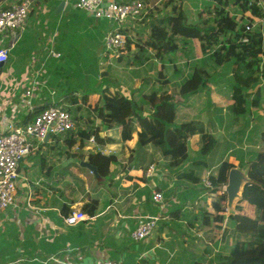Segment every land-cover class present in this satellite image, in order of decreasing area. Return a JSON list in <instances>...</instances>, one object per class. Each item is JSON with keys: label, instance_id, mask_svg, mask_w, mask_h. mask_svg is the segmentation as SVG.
<instances>
[{"label": "crops", "instance_id": "1", "mask_svg": "<svg viewBox=\"0 0 264 264\" xmlns=\"http://www.w3.org/2000/svg\"><path fill=\"white\" fill-rule=\"evenodd\" d=\"M21 1L0 0V10ZM75 1L32 0L25 29L8 32L3 39V46L10 48V57L0 66V133L10 124L32 121L49 105L67 107L77 129L43 142L36 141L35 148L21 161L15 203L0 210V264H94L99 259H111L118 264H212L209 251L203 257L193 252L197 251L193 240L204 242L206 249L213 244H223L228 249L221 238L224 227L211 223L214 216L209 212L212 197L204 179L216 175L220 163L230 161L228 153L234 150L231 142H235L237 135L232 134L224 141L218 138V132L229 127L232 131L235 125L233 116L228 123V113H225V104L229 112L230 101H219L216 96V105L210 111L218 118L217 127L213 126L214 117L210 123L202 120L216 145H228L212 166L207 160L215 147L201 155L200 149L205 143L202 135L189 138V158L174 168L160 148L152 144L139 146L136 134L125 143L117 127L101 129L97 111L92 107L98 102L102 104L104 86L114 88L108 78L100 82L99 72L102 58L111 55L105 53L104 38L116 25L76 8ZM62 2L65 5L57 12ZM127 24L122 27L123 32ZM51 50L60 57L53 56ZM166 69L167 65H160L158 71L163 73L162 81L156 79L170 85ZM144 78L142 89L145 88L146 94L158 91L153 82L146 87L149 80L147 76ZM36 80L42 83L41 88L28 99L25 91ZM73 100L75 103L71 102ZM221 106L223 109L219 110ZM84 110L93 115L84 116ZM200 114L206 115V112ZM80 128L100 129L99 135L104 139L100 142L92 133L84 141L81 156L74 155L81 146L80 140L71 148L68 145ZM190 148L198 151L195 157ZM96 152L117 157L106 176L99 172L101 178L82 164L90 162L88 155ZM195 160L204 163L198 165ZM152 165L154 170L148 172ZM154 191L163 192V204L153 200ZM78 210L88 218L68 225L65 218ZM207 214L210 215L209 223L206 222ZM151 216H160L151 238L133 239L132 231ZM224 216L226 225L227 208ZM181 247L184 254L179 255Z\"/></svg>", "mask_w": 264, "mask_h": 264}, {"label": "trees", "instance_id": "2", "mask_svg": "<svg viewBox=\"0 0 264 264\" xmlns=\"http://www.w3.org/2000/svg\"><path fill=\"white\" fill-rule=\"evenodd\" d=\"M133 1L122 0L123 3ZM174 1L142 0L146 11L132 20L147 22L149 33L143 38L138 31L134 37L130 36L133 33H129V28L124 31L128 35L126 51L132 50L134 46L143 53L154 49L156 57L160 58L181 48L184 50L192 39L200 42L205 57L184 79L178 96L167 92L159 94L153 90L139 100L134 94L128 96L121 89L113 91L107 86L102 89V104L98 102L94 108L91 105L89 107L97 111L101 129L117 127L120 139L125 143L136 134L139 146L152 144L160 148L165 158L169 159V165L177 168L189 158L190 137L202 135L205 143L200 149L201 155H206L216 146V140L206 131L205 123L195 117L205 108L215 107L216 96L230 101L229 112L236 121L249 114L252 108L264 110V13L258 0H206L208 4L197 14L199 23L195 24L188 22L183 4L174 5ZM124 53L120 56L121 60ZM138 57L136 54L134 59ZM143 57L145 60L150 59ZM168 62H173V59ZM211 63L215 64L214 67L222 66L223 70L211 71ZM162 76V71H159L157 78L162 81ZM145 86H150L149 82ZM71 102L75 103V100ZM146 109L148 115H145ZM218 109L223 108L221 106ZM257 119L264 124V111L257 115ZM260 127L256 130H259L264 146V127ZM99 130L80 128L76 136L71 133L70 148L78 140L81 141L74 155L81 156L79 153L82 152L84 141L92 133H95L98 141L103 142ZM250 154L249 160L242 158L240 166H250L251 183L244 188L236 214L229 216L231 225H224L223 222L226 206L222 203L226 201V193L221 194L220 191L227 184L229 170L237 164L224 160L217 174L209 177L212 184L209 189L212 197L209 212L214 215L211 223L224 227L221 238L230 244L229 253L220 256V264H243V255L252 253L259 255L251 259L256 258L264 263V149ZM89 157V161L97 166L103 176L109 173L111 163L117 162L115 155L106 156L101 152L91 153ZM194 163L202 165L204 162L195 160ZM246 207L250 208V213L244 212ZM206 216V222L209 223L210 215Z\"/></svg>", "mask_w": 264, "mask_h": 264}, {"label": "built area", "instance_id": "3", "mask_svg": "<svg viewBox=\"0 0 264 264\" xmlns=\"http://www.w3.org/2000/svg\"><path fill=\"white\" fill-rule=\"evenodd\" d=\"M70 1V0H65ZM264 13V0H258ZM76 8L99 19L111 20L115 23L104 38V50L107 55L116 54L127 46L128 36L121 29L131 19L139 18L145 13L146 6L142 0L132 3H123L118 0H76ZM32 0H22L10 8L0 10V63L9 61L10 48L3 46V39L8 32L23 31L26 26ZM51 54L60 57V54L51 50ZM39 81H34L25 91V97L30 99L41 88ZM77 129L72 112L59 105H49L36 117L25 124H10L7 130L0 133V210H6L15 203L18 191L19 166L21 161L35 148L36 141H45L58 135H64ZM154 170L152 165L148 172ZM207 187L212 184L209 178L204 179ZM153 200L163 204L164 194L161 191L153 192ZM88 216L81 210L68 214L65 221L68 225H76L87 219ZM160 216H151L143 220L131 233L135 240H143L152 235L157 227ZM94 264H118L111 259H99Z\"/></svg>", "mask_w": 264, "mask_h": 264}, {"label": "rangeland", "instance_id": "4", "mask_svg": "<svg viewBox=\"0 0 264 264\" xmlns=\"http://www.w3.org/2000/svg\"><path fill=\"white\" fill-rule=\"evenodd\" d=\"M206 3L208 4L206 0H175L173 2L174 5L184 4L185 12L188 16V22L195 23V24L199 23V17L197 16V14L200 13L201 10H203ZM154 14L156 15L157 13L154 11ZM206 15L207 14L205 13L204 17H206ZM126 23H129L127 24L129 28V33L131 32L133 33L132 35L130 34V36L134 37L138 31L140 34L143 35V36L142 35L140 36L145 38V35L149 33L150 27L147 25L148 24L147 22L140 23V20L131 19V20H128ZM133 28L135 29L130 30ZM125 30H127V27H125ZM200 47H201L200 42L197 39H192L189 45L184 48V50L183 48H181L180 50H177L175 53L166 55L163 58L156 57V52L154 49H150L146 53H143L142 51H140L136 46L132 47V51L131 50L126 51L125 49L120 50L116 54H111L110 57H106L104 59L102 58V64H100V72H99L101 76L100 82L102 81L105 82V80H107L108 78L109 84H111V86L114 87V88H111L113 91L117 89L118 87L119 89L124 90L128 96H133L134 94L135 96H138L140 100L141 97L144 94H146V90L142 89V86H143L142 81H144L145 80L144 77L147 76V79L149 80V84L152 82L155 83L158 91H162V92L168 91L169 94L171 93L172 95L176 97L178 96V93L180 91V85L182 84L184 79L190 73L193 72V70L195 69V66L199 63L201 58L205 57ZM123 51L125 53H124V57L121 60L120 56H122ZM136 54L139 55V57L134 59V56ZM143 56H147L150 59L145 60L143 59L144 58ZM262 57H264V54ZM140 59H142V62L140 61ZM169 59H173V62H168ZM161 62H164L167 65L166 73L168 74V78L171 81L170 85L159 82L156 79L158 77V72H159L158 69H160V65H162ZM214 66L215 64L214 65L213 63L210 64L209 68L211 71H215V70L222 71L223 70L222 66L220 67L218 66L214 67ZM177 70L178 72H176ZM107 86H104V88ZM150 91L151 90L149 88L147 92L149 93ZM221 99L224 100V98H221V96H218V100L220 101ZM92 102L93 104H95L96 101L92 100ZM211 108H213V106ZM210 110L211 109L209 108L208 109L205 108L203 112L205 111L206 115H202L198 113V115H196L195 117L201 121L202 120L209 121V123H210V120L213 119L211 117H214L213 126L216 125L217 127L218 118L215 117V114L211 112ZM84 111L82 112L84 116H88V113L93 115V113L90 112L89 110H84ZM263 111L264 110L262 109L252 108L250 113L247 114L245 117H240L237 121H234L235 125L233 127V130H237L235 134L233 133V130L232 131L230 130V127L229 128L225 127L226 129L221 130V132H218L219 133L218 138L221 141H224L225 139H229L232 134L238 136L235 142H231V147L232 149H234L233 152L228 153L229 160L231 162L240 164V160L242 158H244V160L246 161L250 159V156H251L250 152L255 153L256 151H260L264 149V146H262V141L259 137V130L255 131L256 128L259 129V124L261 127H264L262 120L260 121L259 119H257V115L263 113ZM225 113H228L227 121L229 123L230 122L229 120H231L232 115L230 114V112H228L227 104H225ZM80 124L81 122L79 123L78 127L80 126ZM209 126H212V125L209 124ZM261 127L260 129H262ZM192 148H190V152H191V155L195 157L198 151L195 152ZM225 148L228 149L227 144L221 143L220 145L217 144L215 146V149H213L208 155L207 162L209 166L214 165L213 163H215L214 161L217 155L221 152V150H224ZM87 160H90L89 155L87 157ZM76 167L78 168V171L81 172V169L79 168V166L76 165ZM89 177L91 176L89 175ZM223 187L221 188L222 192L220 191L221 194L224 193ZM244 212L250 213L251 210L250 208L246 207ZM227 225H231V222L229 219H227ZM150 238L151 237H149L148 239ZM193 247L197 248V251L193 250V252L196 253L197 257H203L204 255L207 254V251H209L208 256H211L212 261H213L212 264H220L219 256L226 255L229 253L230 244H228V249H226V247L223 244L218 245V246H215V244L207 245V249H206L204 242L196 243L193 240ZM177 253H179V255L184 254L182 247L178 250ZM258 255L259 254L257 253L243 255V257L241 258V261H244L243 264H262V262L260 260H257L256 258L251 259Z\"/></svg>", "mask_w": 264, "mask_h": 264}, {"label": "water", "instance_id": "5", "mask_svg": "<svg viewBox=\"0 0 264 264\" xmlns=\"http://www.w3.org/2000/svg\"><path fill=\"white\" fill-rule=\"evenodd\" d=\"M65 5V2H62L57 12H60ZM3 64L0 63V66ZM49 136L46 137V140ZM84 166L89 167L97 177L101 178L99 171L96 166L92 165L90 162L84 161L82 163ZM249 165L245 166H234L229 170L228 181L224 187L226 193V208L229 216L236 214V208L239 202L243 199V192L246 184L251 183L249 177Z\"/></svg>", "mask_w": 264, "mask_h": 264}]
</instances>
